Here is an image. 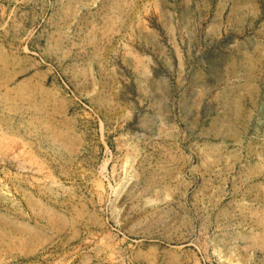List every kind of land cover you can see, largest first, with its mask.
<instances>
[{
    "label": "rangeland",
    "instance_id": "rangeland-1",
    "mask_svg": "<svg viewBox=\"0 0 264 264\" xmlns=\"http://www.w3.org/2000/svg\"><path fill=\"white\" fill-rule=\"evenodd\" d=\"M0 264H264V0H0Z\"/></svg>",
    "mask_w": 264,
    "mask_h": 264
}]
</instances>
